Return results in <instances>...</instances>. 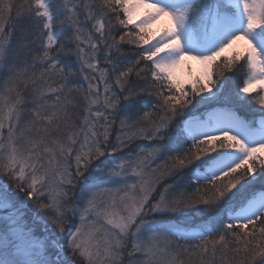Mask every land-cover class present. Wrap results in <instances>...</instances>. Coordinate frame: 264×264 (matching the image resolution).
<instances>
[{
    "label": "snow or ice",
    "instance_id": "obj_1",
    "mask_svg": "<svg viewBox=\"0 0 264 264\" xmlns=\"http://www.w3.org/2000/svg\"><path fill=\"white\" fill-rule=\"evenodd\" d=\"M0 264H264V0H0Z\"/></svg>",
    "mask_w": 264,
    "mask_h": 264
},
{
    "label": "rangeland",
    "instance_id": "obj_2",
    "mask_svg": "<svg viewBox=\"0 0 264 264\" xmlns=\"http://www.w3.org/2000/svg\"><path fill=\"white\" fill-rule=\"evenodd\" d=\"M157 28H159V26H157ZM156 29H154L155 31ZM246 45L241 42L240 44L235 46V51H243L244 47ZM232 54V50H230L229 52H227V55H231ZM203 71L202 65H200L199 63L195 62V61H186L185 66L182 67L180 70H178V77L181 79H187L189 74H191L193 77L198 76L201 74V72Z\"/></svg>",
    "mask_w": 264,
    "mask_h": 264
},
{
    "label": "trees",
    "instance_id": "obj_3",
    "mask_svg": "<svg viewBox=\"0 0 264 264\" xmlns=\"http://www.w3.org/2000/svg\"><path fill=\"white\" fill-rule=\"evenodd\" d=\"M226 56H229V55H227V54H225ZM118 127V126H117Z\"/></svg>",
    "mask_w": 264,
    "mask_h": 264
}]
</instances>
